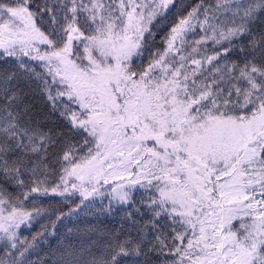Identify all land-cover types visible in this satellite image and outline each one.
<instances>
[{
    "label": "snow or ice",
    "instance_id": "snow-or-ice-1",
    "mask_svg": "<svg viewBox=\"0 0 264 264\" xmlns=\"http://www.w3.org/2000/svg\"><path fill=\"white\" fill-rule=\"evenodd\" d=\"M0 65V264L49 197L53 264H264V0H0Z\"/></svg>",
    "mask_w": 264,
    "mask_h": 264
},
{
    "label": "trees",
    "instance_id": "trees-1",
    "mask_svg": "<svg viewBox=\"0 0 264 264\" xmlns=\"http://www.w3.org/2000/svg\"><path fill=\"white\" fill-rule=\"evenodd\" d=\"M194 2V0H193ZM174 17H170L169 22L163 24V26H157L156 29V37L154 42H150L153 49L160 48L163 49L164 45L162 42V37L167 33L168 27L170 26L171 20ZM147 62V61H145ZM9 66V65H8ZM7 67L5 65H0V68ZM36 99L42 104V101L37 96ZM40 105H37L39 107ZM60 198H40L37 200L36 207H41L45 209V211L38 216L35 220L31 222V227L22 226L20 229V234L22 238H27L29 241L32 240V237L38 233H43L44 239H40L38 237V242L35 248V251L32 253V259L37 262V264H53V261L56 257L52 256L51 253L59 247L61 240L67 239V229L72 228L75 225L79 224L81 228L85 225L82 220H75L73 218H68L63 220V223L57 222V226L55 229V234L50 235L53 232L51 227V221L55 220V216H50V213L53 209H60L62 211H67L71 206L69 204H63L59 202ZM99 203V201L97 202ZM107 200H105V204ZM26 206L29 210L32 209V206L29 202H26ZM88 223L95 225L100 231L89 233V236L92 240L98 241L99 245H103L106 236L105 232H112L119 229L122 221L119 213L114 214L112 216H90L87 218ZM236 224L237 222H233ZM44 226V227H42ZM127 227V225H125ZM46 241V242H45ZM73 242L75 243V237H73ZM85 243H88L87 238L85 239ZM99 254V247L93 249ZM154 264L157 262L154 260Z\"/></svg>",
    "mask_w": 264,
    "mask_h": 264
},
{
    "label": "rangeland",
    "instance_id": "rangeland-1",
    "mask_svg": "<svg viewBox=\"0 0 264 264\" xmlns=\"http://www.w3.org/2000/svg\"><path fill=\"white\" fill-rule=\"evenodd\" d=\"M7 67H11V65H9V66H7ZM34 103L36 104V105H41V103L35 98V100H34Z\"/></svg>",
    "mask_w": 264,
    "mask_h": 264
}]
</instances>
